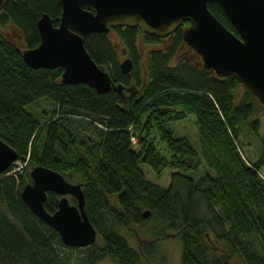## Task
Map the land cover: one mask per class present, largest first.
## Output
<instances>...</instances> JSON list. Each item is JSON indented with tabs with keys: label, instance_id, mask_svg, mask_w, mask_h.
Here are the masks:
<instances>
[{
	"label": "trees",
	"instance_id": "obj_1",
	"mask_svg": "<svg viewBox=\"0 0 264 264\" xmlns=\"http://www.w3.org/2000/svg\"><path fill=\"white\" fill-rule=\"evenodd\" d=\"M207 8L238 36L219 5L208 3ZM41 14L57 26V1L8 0L0 10V140L21 165L0 173V264H96L104 259L143 264L154 243L135 250L121 231L141 229L148 222L152 227L143 233L155 235V241L166 233L178 236L180 264H228L231 254L243 264H264V181L257 175L261 165L247 163L239 150L241 137H257L259 125L251 119L257 100L245 90L237 95L240 84L234 78L217 77L200 66L181 38L186 23L163 39L136 28L109 31L132 68L139 58V35L148 44L166 41L147 51L145 81L134 77L130 82V73L120 72L108 33L82 40L91 60L109 76L110 89L97 94L83 84H60V68L27 67L8 40L12 35L22 48H34L39 42L35 22ZM5 26L12 30L4 32ZM42 101L50 111L29 109ZM188 115L194 118L198 154L188 140L165 128L166 122ZM79 126L95 129L97 139L83 141ZM82 142L90 144L93 154L80 153ZM139 164L156 176L164 168L174 170L166 188L146 180ZM37 165L81 185L84 211L96 231L94 243L64 246L21 202L19 192ZM201 165L205 170L197 178L185 174ZM57 200V195L46 193L44 210L54 212ZM145 210L148 216L142 218ZM210 232L223 242L226 253L214 254ZM252 238L263 255L256 252Z\"/></svg>",
	"mask_w": 264,
	"mask_h": 264
},
{
	"label": "water",
	"instance_id": "obj_2",
	"mask_svg": "<svg viewBox=\"0 0 264 264\" xmlns=\"http://www.w3.org/2000/svg\"><path fill=\"white\" fill-rule=\"evenodd\" d=\"M8 0H0V10ZM59 21L53 26L47 14L35 22L38 44L18 49L31 69L60 68L59 83L83 84L97 94L111 87L110 78L91 60L82 38L106 35L115 28H136L140 33L163 39L183 23L181 38L200 59L204 70L217 77L230 76L264 109V0H56ZM216 3L237 35L226 29L207 8ZM129 58L119 63L120 72L132 70ZM120 86L116 87V91ZM17 161V155L0 140V173ZM30 182L19 192L30 213L54 230L66 247L85 248L94 243L96 231L84 211L80 184L66 181L56 171L34 166ZM46 193L58 196L56 210L48 213ZM67 196L73 199L71 204ZM148 211L141 213L142 218Z\"/></svg>",
	"mask_w": 264,
	"mask_h": 264
},
{
	"label": "rangeland",
	"instance_id": "obj_3",
	"mask_svg": "<svg viewBox=\"0 0 264 264\" xmlns=\"http://www.w3.org/2000/svg\"><path fill=\"white\" fill-rule=\"evenodd\" d=\"M4 32H9L12 29L9 26H5ZM3 33V32H2ZM108 36L112 40V45L115 48L118 60L121 62L124 58L127 57V54L125 52H122L120 50L119 42L116 40L115 35L113 33H109ZM8 40L15 46L17 49H21V43L19 42V39L14 38V36H9ZM166 42V41H164ZM161 43H145L143 41V38L141 35L137 38V48L139 51V58L135 62L134 68H132L130 72V82H132L133 78L136 77L140 79V81L147 80L146 76V53L150 49H156L160 48L162 44ZM243 91L241 87L237 90V95H240V93ZM28 108V107H26ZM45 108L47 111L51 110V106L47 104L45 101H42L38 105H34V107H30L29 109L32 110L34 113H38L41 109ZM264 117V109L263 107L255 101L254 103V111L252 115V120L259 122V129L257 132L259 134L262 133V120L261 118ZM75 125V124H74ZM165 128L172 132L174 137H182L188 140V142L191 144V146L194 148L196 153H199V145H198V138L196 133V128L194 125V118L191 115L186 116L182 120H176V121H168L165 123ZM79 136L83 141H87L86 138L89 137V139L95 141L96 138V130L92 128H84L82 126H79L78 128ZM155 136V133H154ZM134 142V140H133ZM240 144L239 150L241 155L243 156L244 160L249 163H261L259 159L262 157V161L264 162V147H262L259 143L258 138L247 135V139L240 138ZM90 153L93 154L94 149L90 147V144L87 143H81L80 147V153L86 157ZM15 170L19 169L21 165L18 162H15ZM139 169L141 173L143 174L144 178L151 183L158 185L161 188H166L169 182V176L171 172L174 170L164 168V170L161 171L159 176H156L155 173L151 170V168L145 164H139ZM205 170V167L202 165L198 168L196 172H186L185 174L193 177L194 179L197 178L203 171ZM258 173L264 177V163L261 164V167L258 169ZM77 181H74L73 183H76ZM68 201L71 203V200L73 199L69 196H67ZM72 204V203H71ZM152 227V224L150 222L146 223L141 229H138L135 226H130L127 230L121 231V235H123L127 241V243L135 250L139 249V247H143L147 245L150 242H153V249L150 255V258L148 260H145L143 264H180V242L178 239V236H175L173 234L166 233L163 236L162 240L155 241V235H146L143 233L145 229H148ZM216 236V235H215ZM213 233H209L210 241L212 242V245L214 246V254H224L225 247L223 245V242L216 238ZM247 237L243 238V241H246ZM155 241V242H154ZM252 244H254V248L256 252L259 255H263L261 247L259 245L258 240L255 238H252L250 241ZM147 252H150V247H147ZM228 264H243L242 259L235 254H231L227 258ZM96 264H113L110 260L104 259Z\"/></svg>",
	"mask_w": 264,
	"mask_h": 264
},
{
	"label": "flooded vegetation",
	"instance_id": "obj_4",
	"mask_svg": "<svg viewBox=\"0 0 264 264\" xmlns=\"http://www.w3.org/2000/svg\"><path fill=\"white\" fill-rule=\"evenodd\" d=\"M126 58H128V56H127ZM124 59H125V58H124ZM261 120H262V128H261V129H262V133L259 134V133L257 132V138H258V140H259L260 145H261L262 147H264V143H263V140H262V138H263V128H264V117H262ZM258 124H259V122H258ZM258 129H259V126H258ZM259 161H261L260 165L264 163V162L262 161V157L259 159Z\"/></svg>",
	"mask_w": 264,
	"mask_h": 264
},
{
	"label": "built area",
	"instance_id": "obj_5",
	"mask_svg": "<svg viewBox=\"0 0 264 264\" xmlns=\"http://www.w3.org/2000/svg\"><path fill=\"white\" fill-rule=\"evenodd\" d=\"M257 175L260 177L261 180L264 181L263 177L259 173H257Z\"/></svg>",
	"mask_w": 264,
	"mask_h": 264
},
{
	"label": "bare ground",
	"instance_id": "obj_6",
	"mask_svg": "<svg viewBox=\"0 0 264 264\" xmlns=\"http://www.w3.org/2000/svg\"><path fill=\"white\" fill-rule=\"evenodd\" d=\"M17 162V161H16ZM15 164V163H14Z\"/></svg>",
	"mask_w": 264,
	"mask_h": 264
}]
</instances>
